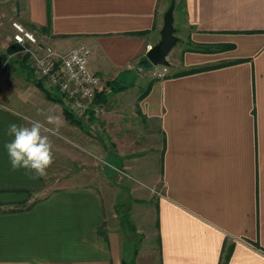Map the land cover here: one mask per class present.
I'll list each match as a JSON object with an SVG mask.
<instances>
[{
  "label": "crops",
  "instance_id": "crops-1",
  "mask_svg": "<svg viewBox=\"0 0 264 264\" xmlns=\"http://www.w3.org/2000/svg\"><path fill=\"white\" fill-rule=\"evenodd\" d=\"M172 1L0 0V264H264V0H175L176 34L191 46L163 79L145 69L149 92L139 100L138 68L148 65ZM14 21L59 52L85 44L90 71L129 85L138 100L89 116L102 132L85 136L35 75L34 85L4 80L10 66L26 70ZM46 115L62 122L53 152L60 143L71 153L33 179L12 170L5 133ZM83 141L88 155L109 161L115 150L119 170L150 184L151 192L133 187L130 220L143 243L130 263L114 229L116 198L96 186L94 160L81 155L91 171L68 168Z\"/></svg>",
  "mask_w": 264,
  "mask_h": 264
},
{
  "label": "rangeland",
  "instance_id": "rangeland-1",
  "mask_svg": "<svg viewBox=\"0 0 264 264\" xmlns=\"http://www.w3.org/2000/svg\"><path fill=\"white\" fill-rule=\"evenodd\" d=\"M12 24H13V22H12ZM12 28H13V25H12ZM28 30H30V29H28ZM30 31H32V30H30ZM32 32H34V31H32ZM14 33H15V31H14ZM36 35L38 36L37 33H36ZM176 35L180 38V41L175 46V48L172 50V52L169 56L170 65L168 67H166V66L165 67L153 66V65H151V63L148 62V65H146L142 68H138L141 70V73H140L141 76H138V84L143 86V89L141 90V92H143V94L140 97H139V94H137L136 90H133V91L129 90L128 91V89L130 88L129 85H124L123 83L119 82L118 80L108 81L107 83H104V79H102V77H101V80H102L101 87L103 90H102V93H100V94H102L101 95L102 97L105 94V102L100 101V104L103 103L104 105H106V107L108 109V108L114 107V105L116 103H118L119 101H121L122 99L127 101V102L133 103L136 100H138V97H139V100H140V98L142 99L143 95L145 97V95H147L149 92V86H150L149 79L146 77L147 71H145V69L149 68L148 69V73H149L148 76L149 77H150V75H153L156 78L163 79L167 75L164 77L163 76L160 77L159 71L164 72L163 70L166 68V69H168V73H169V67L171 66V62L179 61L181 54L186 49H189V46H191L190 44H188L186 37L184 35H182V34H176ZM13 39H14V35H13ZM20 49L22 51L21 47H20ZM22 53L25 55V57L23 59L24 67H26L25 72H20V73H17L16 71L13 72L12 67L10 66L7 69L8 72L5 73L6 76H4V80L6 82H8L9 84H10V82H12V83H14V85H19V84L24 85L26 83L28 85L37 84V83H35V77H34L35 72L31 66L30 61H29V55L24 53V52H22ZM171 57H172V59H171ZM19 69H20V67H19ZM133 82L134 81H131L132 85L135 84V83L133 84ZM40 83L44 86L42 81H40ZM123 86H125L126 88ZM125 91H127V92H125ZM54 94H57V93H54ZM100 94H98V96ZM120 95H121V98H119ZM97 100H98V98H97ZM106 113H107V110H106L105 114ZM89 116L86 115V116L79 117V116L74 114V116H72V118H74L76 120L78 119L80 121L79 122L80 124H75V123H73V124L75 126H77L78 128H80L84 132L85 136L93 135L94 137H97V136L100 137V133L102 132L101 121H100L101 119H99L98 121H92L90 119V121H88ZM138 117H140V115H138L137 108L134 106L130 107V110L127 111V117L126 118L130 120V124L132 126H134L136 124L135 120ZM69 120L71 121V119H69ZM149 128L150 127H148V129ZM132 129H134V127H132ZM135 136L136 135H133V134L127 135L126 143L128 144V146L129 145H132V147L135 146V144L137 143V142H135V138H136ZM101 138H102V136H101ZM106 142H109V141L106 140ZM52 144H54V141H52ZM58 144H60V143H58ZM58 144L55 147V148H57L58 152H56V154L54 152V157L59 158L60 155L65 156V155H67V153L68 154L71 153L70 151H68L69 146H65L63 144L58 145ZM82 145H83V148L80 147V149H82L83 151L81 150L80 151L81 153L79 154L80 165H78L79 161L78 162L72 161V163L70 164V166L68 168H70L72 171L79 172V171H82L86 167L89 171H91L90 165H87L88 166L87 167L86 164L81 162L83 159V156H81V155L83 154L86 157H89L88 158L89 161H90L91 157L94 160V167H93L94 173L93 174L95 175L96 186L100 187L101 190L103 192H105L106 197H108V195H110L111 198H116V205H115L114 209H115V213L118 215V220L115 222L116 224L114 226V229L116 231L120 232V234L122 235V243H123L122 246L124 247V258L127 260V262L130 263L131 259L133 258V255H134V248H135L136 244L138 247V251L140 252V250L142 248V243H143L142 234L137 232V228L134 225V222H132L130 220V217H131L130 209H131L133 203L135 202V198H134L135 194L134 193H136V192H134L133 187L138 186V188H140V189H146L147 192H151L152 190L150 189V186H149L150 184L148 181L143 180V178L142 179L140 177L137 178L131 172L129 174H124L122 172L123 171L122 168L124 166L123 165V159L122 158L118 159L119 156L115 150H113L115 153L113 154V156L110 158V161H109L108 159H106V157H104L102 155L101 156L98 154H95V155L89 154L88 155V153L86 151V146H87L86 141H83ZM63 148H66V150ZM108 149H111V148L109 147ZM63 159L66 160V158H63ZM104 166L106 167V171H103ZM119 169H121L122 171ZM109 183L114 184V186L116 188L110 187V189H104L103 190L102 189L103 186L104 187L106 185L110 186ZM117 188H119L121 190H119ZM154 192H155V194H157V193L159 194V191H157V190ZM139 193H141V192H139ZM139 193H137V194H139ZM117 210H119L118 211L119 213L117 212ZM102 231L104 232L103 229H102ZM130 264H134V261L132 260V263H130Z\"/></svg>",
  "mask_w": 264,
  "mask_h": 264
},
{
  "label": "built area",
  "instance_id": "built-area-1",
  "mask_svg": "<svg viewBox=\"0 0 264 264\" xmlns=\"http://www.w3.org/2000/svg\"><path fill=\"white\" fill-rule=\"evenodd\" d=\"M14 41L29 55V61L38 80L48 91L59 93L65 106L75 115L96 118L105 114L107 107L97 101L102 93V80L89 68L91 50L80 44L67 52H59L47 45L36 33L20 22H13ZM165 67V66H162ZM159 76L168 74V69Z\"/></svg>",
  "mask_w": 264,
  "mask_h": 264
},
{
  "label": "clouds",
  "instance_id": "clouds-1",
  "mask_svg": "<svg viewBox=\"0 0 264 264\" xmlns=\"http://www.w3.org/2000/svg\"><path fill=\"white\" fill-rule=\"evenodd\" d=\"M24 119L26 123L8 125L5 134L11 139L4 147L13 171L24 169L31 178H41L54 163L51 137L58 134L62 122L54 115H46L43 121Z\"/></svg>",
  "mask_w": 264,
  "mask_h": 264
},
{
  "label": "water",
  "instance_id": "water-1",
  "mask_svg": "<svg viewBox=\"0 0 264 264\" xmlns=\"http://www.w3.org/2000/svg\"><path fill=\"white\" fill-rule=\"evenodd\" d=\"M175 7L176 1L173 0L164 16L160 41L152 46L146 54L147 62L151 63L153 66L168 67L170 65L169 56L180 41V38L176 35V29L174 27ZM4 64L5 61L0 59V65Z\"/></svg>",
  "mask_w": 264,
  "mask_h": 264
},
{
  "label": "trees",
  "instance_id": "trees-1",
  "mask_svg": "<svg viewBox=\"0 0 264 264\" xmlns=\"http://www.w3.org/2000/svg\"><path fill=\"white\" fill-rule=\"evenodd\" d=\"M40 88H42L41 87V83H38L37 84ZM123 87H125V86H123ZM126 88V87H125ZM102 94H100L99 96H98V102H100V101H103V102H105V94L103 95V97L101 96ZM47 96H48V98L50 99V100H52V101H54V102H56V103H59L60 105H62L63 106V108H64V114L66 115V117L68 118V119H71V122L72 123H75V124H80L79 122V120L77 119H74V118H72V116H74V114L64 105V98H63V96L62 95H60L59 93H57V94H51V93H48L47 92ZM143 98V97H142ZM119 207V206H118ZM119 210H117V212H118ZM119 213V212H118ZM225 259L227 260L228 258H227V256L225 257Z\"/></svg>",
  "mask_w": 264,
  "mask_h": 264
}]
</instances>
